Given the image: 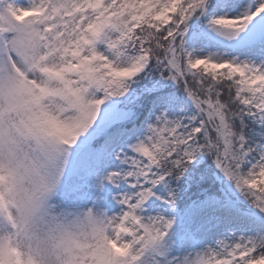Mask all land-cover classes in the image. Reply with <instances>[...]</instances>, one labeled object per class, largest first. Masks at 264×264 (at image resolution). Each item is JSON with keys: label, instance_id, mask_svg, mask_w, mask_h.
I'll list each match as a JSON object with an SVG mask.
<instances>
[{"label": "snow or ice", "instance_id": "6c2138e0", "mask_svg": "<svg viewBox=\"0 0 264 264\" xmlns=\"http://www.w3.org/2000/svg\"><path fill=\"white\" fill-rule=\"evenodd\" d=\"M0 264H264V0H0Z\"/></svg>", "mask_w": 264, "mask_h": 264}]
</instances>
